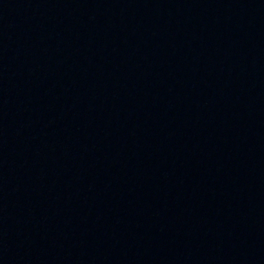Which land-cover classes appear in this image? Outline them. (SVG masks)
<instances>
[{
  "label": "water",
  "instance_id": "obj_1",
  "mask_svg": "<svg viewBox=\"0 0 264 264\" xmlns=\"http://www.w3.org/2000/svg\"><path fill=\"white\" fill-rule=\"evenodd\" d=\"M0 264H264V0H0Z\"/></svg>",
  "mask_w": 264,
  "mask_h": 264
}]
</instances>
